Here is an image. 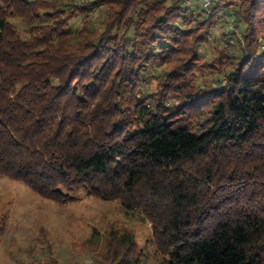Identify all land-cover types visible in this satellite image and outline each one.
<instances>
[{
	"label": "trees",
	"instance_id": "trees-1",
	"mask_svg": "<svg viewBox=\"0 0 264 264\" xmlns=\"http://www.w3.org/2000/svg\"><path fill=\"white\" fill-rule=\"evenodd\" d=\"M209 1L0 0V175L140 212L163 264H264V0Z\"/></svg>",
	"mask_w": 264,
	"mask_h": 264
},
{
	"label": "rangeland",
	"instance_id": "rangeland-1",
	"mask_svg": "<svg viewBox=\"0 0 264 264\" xmlns=\"http://www.w3.org/2000/svg\"><path fill=\"white\" fill-rule=\"evenodd\" d=\"M71 194L73 201L60 204L0 175V264H96L93 254L74 252L72 243L94 240L101 252L111 226L134 235L143 264H163L165 257L157 251L143 214L83 190Z\"/></svg>",
	"mask_w": 264,
	"mask_h": 264
},
{
	"label": "built area",
	"instance_id": "built-area-1",
	"mask_svg": "<svg viewBox=\"0 0 264 264\" xmlns=\"http://www.w3.org/2000/svg\"><path fill=\"white\" fill-rule=\"evenodd\" d=\"M210 1L209 0H205V5L209 4Z\"/></svg>",
	"mask_w": 264,
	"mask_h": 264
}]
</instances>
